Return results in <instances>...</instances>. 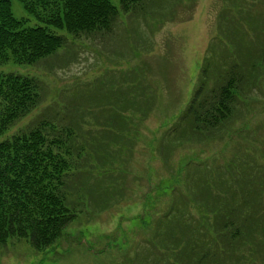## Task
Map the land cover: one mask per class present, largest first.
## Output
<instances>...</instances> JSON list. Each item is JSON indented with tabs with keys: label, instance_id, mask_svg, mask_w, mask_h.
<instances>
[{
	"label": "rangeland",
	"instance_id": "1",
	"mask_svg": "<svg viewBox=\"0 0 264 264\" xmlns=\"http://www.w3.org/2000/svg\"><path fill=\"white\" fill-rule=\"evenodd\" d=\"M11 1L16 18L26 26L39 25L21 2ZM249 14L252 29L242 26ZM56 32L71 42L52 58L35 66L0 64V74L37 78L44 95L41 105L1 140L41 120L60 127L73 124L84 147L80 157L73 156L78 164L69 176V203L77 206L78 215L48 250H36L25 238H9L0 244V264H147L149 255L154 256L150 264H183L185 255L178 253L185 244L167 252L150 241L175 189L187 192L189 175L206 176L205 164L234 167L235 156L242 153L264 158V62L255 63L250 92L236 93L232 120L216 138L175 135L188 128L184 115L206 58L215 64L230 58L247 69L262 54L264 0H146L143 10L121 14L111 33L74 39ZM231 32L236 33L228 37ZM222 69L224 74L229 66ZM113 113L126 119L127 128L122 142L111 145L109 134L122 127V119H110L111 133L102 129ZM105 138L109 154L106 147L97 148ZM78 165L84 172L75 171ZM258 175L264 180V172ZM187 193L191 223L213 224L215 215L202 212L200 197ZM256 235L257 243L237 250L238 259L217 236L213 242L225 253L203 264H264V232Z\"/></svg>",
	"mask_w": 264,
	"mask_h": 264
},
{
	"label": "trees",
	"instance_id": "2",
	"mask_svg": "<svg viewBox=\"0 0 264 264\" xmlns=\"http://www.w3.org/2000/svg\"><path fill=\"white\" fill-rule=\"evenodd\" d=\"M18 1L39 25L26 26L25 20L14 16L12 1L0 0V64L12 61L35 66L69 46L70 38L56 30L66 31L74 39L108 34L115 29L121 14L141 11L146 3V0H117V6L112 0ZM246 17H242V26L247 24L255 28L248 21V18L253 20L252 16ZM240 29L237 28V32ZM232 33L236 32L227 36ZM239 44L242 46L241 41ZM232 61L226 58L215 64L213 58L205 59L199 84L183 119L188 128L183 135L178 132L176 136L189 139L201 135L214 139L231 122L236 93L250 92L255 63L264 62V50L257 60L253 58L247 63V69ZM225 65L229 70L223 74L222 66ZM43 101V89L37 78L16 73L0 74V244H6L11 237H20L28 239L39 251L53 248L77 218V206L69 203V176L74 164H78L73 162V156L80 157L84 151L73 124L60 127L45 120L1 140ZM127 107L121 106L124 112ZM113 116L115 120L116 117L122 119L118 121L122 127L111 130V145L122 142L123 131L127 128L125 118L117 113L107 114L102 129L105 133L110 132L107 123ZM107 140H98L97 148L106 147L109 154L111 145H107ZM234 164L230 168L228 164L215 165L214 169V165L205 164L206 176L189 175L187 179V192L192 191L200 197L198 203L203 213L215 215L213 224L204 220L192 224L193 219L185 206L190 194L179 187L175 189L174 200L163 212L161 223L150 240L156 244V250L171 252V248L176 250L185 244L178 253L185 257L179 262L203 264L207 258L219 260V255L225 251L238 259V249L257 243L256 233L264 232V180L258 175L264 172V158L257 160L242 153L235 156ZM81 167L75 166V171L84 172ZM217 236L226 242L225 251L213 242ZM210 239L217 246L211 247ZM153 257H147V264Z\"/></svg>",
	"mask_w": 264,
	"mask_h": 264
}]
</instances>
